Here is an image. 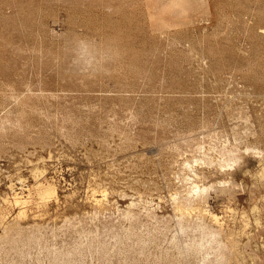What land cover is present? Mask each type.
Wrapping results in <instances>:
<instances>
[{
    "label": "rangeland",
    "instance_id": "1",
    "mask_svg": "<svg viewBox=\"0 0 264 264\" xmlns=\"http://www.w3.org/2000/svg\"><path fill=\"white\" fill-rule=\"evenodd\" d=\"M168 1L0 0V264H264V0Z\"/></svg>",
    "mask_w": 264,
    "mask_h": 264
},
{
    "label": "bare ground",
    "instance_id": "2",
    "mask_svg": "<svg viewBox=\"0 0 264 264\" xmlns=\"http://www.w3.org/2000/svg\"><path fill=\"white\" fill-rule=\"evenodd\" d=\"M169 1L171 2L172 0H169ZM169 1H168V2H169ZM173 1H174V0H173ZM173 1H172V2H173ZM183 1H184V0H176V1H174V3H176V5H177V4H180V3L183 2ZM187 1H188V0H187ZM187 1H186V2H187ZM184 3H185V1H184ZM184 3H183V5H184ZM163 5H165V4H163ZM167 5H169V3H167ZM170 5H171V3H170ZM176 5H175V6H176ZM183 5H182V6H183ZM172 6H174V5H172ZM175 6H174V7H175ZM184 6H185V5H184ZM160 7H161V6H160ZM165 7H166V6H165ZM174 7H173V8H174ZM176 7H178V6H176ZM167 8H168V7H167ZM171 8H172V7H171ZM180 8H181V7H180ZM183 9H185V8H183ZM183 9L181 8V10H180V9L178 8L177 10H180V11L182 12ZM186 10H187V9H186ZM180 11H179V12H180ZM183 13H186V11H185V12L183 11ZM176 14H177V13H176ZM248 149H249V148H248ZM247 151H248V150H247ZM224 155H225V154H224ZM229 156H230V155H229ZM232 158L234 159V162L236 161L235 159H238L237 156H236V158H234V157H232ZM232 158L229 157V160H231V162H233V161H232ZM227 159H228V158H227ZM229 160H227L228 163H231V162H229ZM225 161H226V160H224V162H225ZM227 161H226V162H227ZM234 162H233V163H234ZM185 163H186V162H185ZM187 163H188V162H187ZM224 165H226V164L224 163ZM224 165L221 164V166H224ZM228 165H229V164H228ZM228 165H227V166H228ZM229 166H230V165H229ZM189 183H191V182H189ZM191 184H192V186H191V188H190V187H189V188H190L191 191L194 192L196 195H199V197L201 196V193L204 192V191L207 189V187H208L207 185H204V184H203V185H199V184L196 183V182H192ZM191 184H190V185H191ZM201 184H202V183H201ZM188 185H189V184H188ZM210 187H211V185H210ZM41 188H42V187H41ZM190 189H189V190H190ZM189 190H188V192H189ZM44 192H45V191H44ZM186 194H187V193H186ZM189 194H190V193H189ZM187 196H188V194H187ZM191 196H193V195H191ZM193 197H194V196H193ZM193 197H191L192 200H193ZM197 197H198V196H197ZM202 197H203V196H201L200 199H201ZM15 198H16V197H15ZM41 198H42V197H41ZM187 198H189V197H187ZM187 198H186V199H187ZM191 198L188 200L189 203H190ZM195 198H196V196H195ZM15 200H16V199H15ZM18 200H19V199H18ZM192 200H191V202H192ZM186 201H187V200H186ZM186 201H185V202H186ZM186 204H187V203H186ZM190 204H191V203H190ZM187 207H190V205L187 206ZM197 207H198V206H197ZM199 207H200V206H199ZM184 208H185V207H184ZM179 210H180V209H179ZM190 210H191V209H190ZM194 210H195V209H194ZM185 212H186V211H185ZM212 217H213V219H216L215 215H213ZM199 227H200V225H199ZM181 229H182V228H181ZM201 232H202V231H201ZM203 232H204V231H203ZM212 232H213V231H211V236L207 237L206 240L203 238L204 236L200 235V237L202 236V238H203L204 240L201 239V241L198 242L199 239H200V238H198V241H197L198 243L195 244V246L193 245V246H194L196 249H198V250H199V249H200V250L202 249V251L205 253V258H204V257H203V258H204V259H208V261H210V262H213V259H210L211 256L209 255V254H210V251H211L210 249L213 248V247H211L210 245H211L213 242H215V244H216V242H217V244H218V242H219V240L217 241V239H215L216 236H213V235H212V234H213ZM205 233H206V232H205ZM205 233H203V234H205ZM208 233H209V232H208ZM208 233H207V234H208ZM214 233H215V232H214ZM200 234H201V233H200ZM207 236H208V235H207ZM205 237H206V236H205ZM195 241H196V240H195ZM207 243H208L209 245H207ZM205 244H206L207 247H208V246H209V247H208V248H205ZM213 244H214V243H213ZM215 244H214V245H215ZM214 245H213V246H214ZM193 246H192V247H193ZM215 246H216V245H215ZM215 246H214V247H215ZM218 246H219V247H222V246H220V245H218ZM218 246H217V247H218ZM194 247H193V249H195ZM219 247L216 248V251H215V249H213L214 252H213V256H212V257H214V262H215L218 258H219V260L222 259L223 256H224V255H223L222 258H220L221 255H222L223 253H222V254L219 253V250H220ZM203 249H204V250H203ZM195 251H197V250H195ZM198 252H199V251H198ZM201 254H202V253H201ZM218 255H220V256H218ZM203 258H202V259H203ZM219 260H217V262H218ZM222 260H223V259H222ZM222 260H221V261H222ZM205 261H206V260H205ZM203 262H204V260H203ZM220 263H221V262H220ZM222 263L224 264L225 261L222 262ZM222 263H221V264H222ZM213 264H217V263H213ZM225 264H226V263H225Z\"/></svg>",
    "mask_w": 264,
    "mask_h": 264
}]
</instances>
